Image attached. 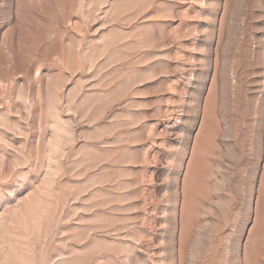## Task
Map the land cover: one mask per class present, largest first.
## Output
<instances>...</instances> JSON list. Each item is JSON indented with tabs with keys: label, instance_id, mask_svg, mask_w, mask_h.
<instances>
[{
	"label": "rangeland",
	"instance_id": "374dc122",
	"mask_svg": "<svg viewBox=\"0 0 264 264\" xmlns=\"http://www.w3.org/2000/svg\"><path fill=\"white\" fill-rule=\"evenodd\" d=\"M259 214L264 0H0V264H264Z\"/></svg>",
	"mask_w": 264,
	"mask_h": 264
},
{
	"label": "bare ground",
	"instance_id": "6f19581e",
	"mask_svg": "<svg viewBox=\"0 0 264 264\" xmlns=\"http://www.w3.org/2000/svg\"><path fill=\"white\" fill-rule=\"evenodd\" d=\"M219 75V74H218ZM221 75V74H220ZM219 77V76H218ZM223 81V80H222ZM223 84V82H222ZM225 84V83H224ZM230 84V83H229ZM221 85V84H220ZM226 85H224V87L222 88V95L225 97L229 91H227V87H225ZM233 89V88H232ZM220 91V90H219ZM235 91V89H234ZM233 91V92H234ZM219 94V96L221 95ZM221 95V96H222ZM229 96V95H228ZM221 98V97H220ZM231 97H229L230 99ZM223 99V97H222ZM222 99L221 100V104L222 106L225 104V102L227 101V98L223 101ZM228 99V101H230ZM219 100V99H218ZM220 102V101H219ZM220 104V106H221ZM219 105V104H218ZM221 106V107H222ZM227 106V105H226ZM228 107V106H227ZM220 108V107H219ZM226 108V107H225ZM228 109V108H227ZM225 109V110H227ZM226 111H223V113H225ZM221 109H219V111L217 110V115L220 117L221 115ZM222 116V115H221ZM228 116V115H227ZM223 118H224V115H223ZM227 118V117H225ZM227 122V121H226ZM229 123V122H228ZM228 123H226L228 125ZM230 124V123H229ZM222 125V124H221ZM230 128H232L230 126ZM221 129L223 130V128H219L218 126L215 127V132H214V135H215V138L217 139L218 135L221 133ZM229 131V130H228ZM231 132V131H230ZM231 134V133H229ZM205 142L207 141V138L205 137ZM208 142V141H207ZM220 142H218L219 144ZM224 144V143H223ZM226 144V143H225ZM224 144V145H225ZM229 145V144H228ZM202 147L201 145V141L200 143L198 144V147ZM227 146V145H226ZM200 147V151H202V148ZM212 149L213 152H212V155H214L215 153H220L221 151V146H216V144L214 145H211L209 147V149ZM224 148V147H223ZM208 149L207 146H205V148L203 147V150H206ZM229 150V149H228ZM197 160V159H196ZM199 160V159H198ZM200 164H199V177L196 181H194L192 184V188L193 189H190L189 188V185L191 186V184H188L187 186V189L186 191L188 192V194L191 192L193 193L194 191L197 193L199 192L200 193V196L201 198H204V199H210L211 197H217L216 196V193L213 192V190L215 189V187L213 186V184L211 182H209V177L207 176L209 171H210V168L211 166H214L216 167V161L215 159H212V160H199ZM219 165V164H218ZM194 186V187H193ZM190 193V194H191ZM218 198V197H217ZM201 200V199H200ZM200 200H198V202H196L197 204L200 203ZM216 200V198L214 199ZM241 204V203H240ZM239 208V196L236 195L234 198H230L229 199V202H228V207H227V219H222L220 222H219V225H218V232H219V236L220 234L223 232V229L225 228V226L227 225V223L230 221V217L232 215H234V211L235 210H238ZM218 236V242L221 241V238ZM264 244V233H263V228H262V223H261V217H260V214L258 215V219H257V229L255 231V233L253 234V241L251 243V250H249V253L252 258L253 261H257L258 262V258H257V255H258V252L260 253V256L263 254L259 251V247L262 246ZM259 256V257H260Z\"/></svg>",
	"mask_w": 264,
	"mask_h": 264
}]
</instances>
